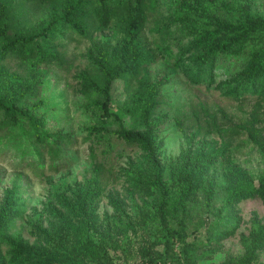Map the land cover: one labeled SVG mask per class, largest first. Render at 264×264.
<instances>
[{"label":"rangeland","instance_id":"obj_1","mask_svg":"<svg viewBox=\"0 0 264 264\" xmlns=\"http://www.w3.org/2000/svg\"><path fill=\"white\" fill-rule=\"evenodd\" d=\"M182 1L196 6V0H143L144 29L132 41L121 28V12L104 30L89 25L86 36L62 27L52 44L62 65L0 60V69L18 83L16 108L38 120L39 130L50 137L58 131L74 140L72 145L52 138L38 144L25 123L0 131V206L6 195L10 203V223L2 234L20 237L32 256L76 249L87 235L104 245L109 264H151L153 257L152 264H239L252 242L262 243V248L255 250L251 264H264V202L256 195L234 196L264 179V96L229 97L226 91L237 69L219 67L213 85L188 82L184 68L194 63L196 53L185 51L193 36L177 18ZM213 1L208 13L190 14L201 29H215L223 19L264 17V0ZM0 2L10 11V33L33 36L38 44L43 42L39 33L60 16L59 0L57 11L24 0ZM102 37L113 49L123 47V63L135 74L117 79L110 90V111L121 123L109 126L99 139H88V128L100 118L84 112L79 77L84 73L102 81L87 55L91 40ZM165 44L170 54L162 52ZM141 53L148 59L138 65L135 56L142 58ZM38 77L34 91L19 98L24 81ZM147 85L157 87L153 109L129 111ZM5 93L0 85V98ZM93 98L101 100L97 94ZM122 130L147 138L149 144L116 139L112 131ZM220 149L226 154L208 170L189 202L188 259L177 240L166 253L165 229L179 228L173 216L176 174L190 169L194 154ZM207 189L213 194L209 207L204 205ZM224 229L231 234L220 236L218 230ZM86 255L85 264H101L94 250Z\"/></svg>","mask_w":264,"mask_h":264},{"label":"trees","instance_id":"obj_2","mask_svg":"<svg viewBox=\"0 0 264 264\" xmlns=\"http://www.w3.org/2000/svg\"><path fill=\"white\" fill-rule=\"evenodd\" d=\"M24 1L37 7L51 5L57 11V6L55 7L57 0ZM142 2L143 0H59L61 10L57 12L60 13V16H54L48 27L39 33L43 40L42 44L36 43L33 36L10 33L8 25L11 17L10 11L0 2V60L13 57L20 61L31 60L32 65L34 62L62 65L61 55L52 49V44L60 35L62 27L86 36L89 25L97 24L100 29L104 30L108 28L119 12H121L123 32L130 41L137 39L145 24ZM213 6V0H196V6H188L185 1L181 2L180 14L177 15V18H181L193 36V42L185 51L191 54L196 53L194 63L184 68L185 78L194 86L202 83L213 85L219 67H221L220 70L237 69L233 86L226 91V94L233 99L249 94L264 96V17L246 15L243 20L237 19L234 22L223 19L216 23L215 29H201L190 20L191 13L196 12L199 15H204ZM181 12L184 13L183 16ZM219 34L225 35L226 38L218 37ZM253 41L260 42L261 45L249 46L248 43ZM122 50L123 47L117 50L113 49L110 40L104 37L91 40L87 55L98 69L102 81L84 73L79 77L80 93L86 98V102L83 104L84 112H89L93 116L98 115L100 118V123L88 128V139L90 137L99 139L102 132L107 131L109 126L121 123L119 117L110 111V90L117 79L125 78L130 73L134 77L135 74L131 67L126 68L123 63ZM162 52L170 54V47L165 44L162 47ZM141 56L142 58L135 56L138 65L145 63L148 59L143 53ZM11 77L6 69H0V85L6 90L5 97L0 98V131L16 126L18 123H25L33 135L34 141L38 144H46L52 138L55 143L72 145L74 140L71 136L57 131L50 137L39 130L41 123L38 120L28 117L24 111L16 108L14 101L18 100V95H15L18 93V83ZM39 78L25 80L21 85L22 91L19 98L33 92ZM141 89H143V93L136 102L137 106H132L129 111L147 112L153 109L152 99L156 95L157 87L147 85ZM95 94L101 96V100L93 98ZM112 132L119 140L141 145L149 144L147 138L125 130ZM249 133L252 132L249 131ZM249 136L253 138L252 134ZM225 151V149H220L196 153L190 159V169H182L176 174L175 181L179 190L173 203V216L176 218L179 228L165 229L164 250L166 253L173 250L174 240H177L184 249V256H187L189 247L192 246L185 243V219L188 214L189 202L202 187L208 170L218 158L226 154ZM153 166L156 168L158 166L155 161H153ZM205 194L204 205L209 207L213 198L212 190L207 189ZM252 195L258 196L264 202V179L258 186L239 189L234 193L237 198H248ZM225 203H229V197L225 199ZM9 207L10 203L8 195H6L3 205L0 206V264H85L84 256H87L86 250L90 249L97 253L96 260L101 264H109L104 245L93 242L87 235L84 237V243L76 249L69 251L59 249L56 255L45 253L32 256L26 243L20 237H13L8 233L2 234V230L7 229L10 223L9 213H6L7 210L9 211ZM218 234L227 236L231 234V231L218 230ZM259 244L262 243L252 242L247 246V252L239 264H251L255 250L262 248V245ZM3 245L6 246V249ZM142 256L146 257L145 254ZM149 262L151 264L155 262L154 257Z\"/></svg>","mask_w":264,"mask_h":264}]
</instances>
